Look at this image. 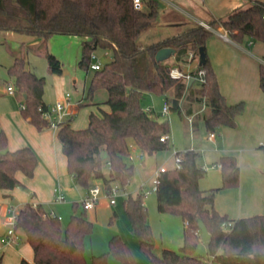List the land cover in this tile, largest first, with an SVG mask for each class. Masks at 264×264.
Returning <instances> with one entry per match:
<instances>
[{"label": "trees", "instance_id": "16d2710c", "mask_svg": "<svg viewBox=\"0 0 264 264\" xmlns=\"http://www.w3.org/2000/svg\"><path fill=\"white\" fill-rule=\"evenodd\" d=\"M159 14L158 0L145 1L141 9L135 8L133 0H0V31L41 39L42 44L55 35L83 37L78 65L85 72L91 68L96 49L112 52V59L95 71L87 95L91 98L98 89H105L109 111L91 112L86 128L76 129L72 120H68L57 131L67 172L86 193L96 180L103 182L105 191L114 182L123 189L129 186L135 170L127 160L129 139L149 157L169 148V137L166 142L161 141L170 133L168 122H161L157 114L144 111L146 93L164 95L170 110L180 115H191L194 105L204 102L207 106L204 121L209 133L224 127L235 128L237 118L245 111L244 102L229 105L220 90L217 73L206 51L213 31L197 24L162 43L147 47L139 44L140 36L156 24ZM263 14L264 1L256 0L209 26L213 30L222 27L237 44H242L245 38L264 44ZM164 47L175 49L176 62H184L189 52L198 57L199 49H205L207 61L205 66H200L205 71L204 82L198 88L190 85V81L173 79L171 65L156 61V53ZM44 53L50 72L62 74V63L51 53ZM7 71L14 81V97L21 116L38 131L49 128L43 118L48 107L44 100L45 78L29 70L22 56H15ZM259 86L264 93L262 64ZM188 91H191L188 103L182 104ZM260 149L264 152V145ZM176 155L181 163L160 174L155 192L158 211L183 220V244L178 251L163 249L161 255L155 252L143 190L130 195L123 204L131 233L148 264H264V214L231 220L215 209V194L219 190L239 186L237 159L221 157V187L203 191L200 181L207 170L199 162L200 154L188 150ZM39 162V156L29 146L10 151L7 135L0 125V190L25 187L17 173L32 179ZM106 167L110 169L108 175L104 173ZM34 198L31 194V202L19 209L17 224V230L33 250L34 264H109L111 256L122 264H137L131 248L120 235L110 239L107 252L88 260L85 240L93 233L94 225L87 218V211L83 208L77 214L79 204L73 203L74 213L63 228L60 218L52 216L42 204L33 207ZM116 217L114 213L113 219ZM199 220L211 236L206 242L207 257L197 255L202 240ZM20 264L30 263L22 259Z\"/></svg>", "mask_w": 264, "mask_h": 264}, {"label": "rangeland", "instance_id": "374dc122", "mask_svg": "<svg viewBox=\"0 0 264 264\" xmlns=\"http://www.w3.org/2000/svg\"><path fill=\"white\" fill-rule=\"evenodd\" d=\"M160 10L168 9L170 12L173 9L170 7V3H166L163 0H159ZM167 9V10H168ZM160 16V15H159ZM157 24L148 28L139 38V44L147 47L154 44H159L167 39L176 35V30L172 26H167L164 23V18L158 17ZM220 28V27H219ZM218 28V29H219ZM221 29H223L221 27ZM181 32V31H180ZM178 32V33H180ZM177 33V34H178ZM219 36L218 34H216ZM33 38L27 35L18 34L16 32L0 31V116L8 114V111L15 109L16 112L20 110V106L16 98L8 94L9 87H14V81L8 74V68L12 66L15 56H22L26 58L27 67L34 72L38 77L45 78L44 87V100L49 105H54L57 101L63 100L67 94L72 98L73 104H78L79 99L85 95L87 97L90 82L95 74V71L89 68L87 72L81 70L78 66V62L81 58L83 37L79 36H67V35H55L46 44L40 41L34 44ZM230 42V41H228ZM250 43L252 45H250ZM242 46L250 51L255 56L254 64L250 66L249 71L245 74V85L249 87L258 83V70L260 67L259 59L264 57V45L260 42H253L249 38H245ZM44 52H49L54 55L62 63V74H52L49 69L47 57ZM91 65L100 63L104 66L112 59V52L107 49L98 48L92 54ZM170 65L174 64L173 58L166 61ZM200 82L197 80L194 84V88H198ZM108 99V92L105 89H98L94 92L91 98H86L83 105L77 109L75 116L72 119V124L75 128H86L88 122V116L91 112L96 114L100 113L97 104L101 109L108 110V106L105 102ZM165 101L164 95H156L152 93H146L143 99V107L155 106L156 114L161 122H168L170 133L169 148L164 151L157 152L153 156L146 155L147 160H153L152 166H147L148 162L134 161L130 164L134 166V176L128 186V193L135 195L139 191L140 185L145 182L146 187L143 188L144 192H150L146 195L144 203L149 213V223L152 227L155 237V252L161 255L163 249H169L178 251L183 244V230L184 223L181 217L171 214H162L157 208L156 192L153 189L154 173L160 169L163 165L169 168L176 166V152H186L188 150H194L200 154L199 162L204 165L208 171H212L208 168V160H212L210 153H206L207 148L212 145L208 137L210 133L206 130L204 121V114L207 112V106L203 103L197 104V115L195 122L190 124L188 117L185 113L181 115L178 112H174L169 109L167 115L162 116L161 111ZM240 101H243L240 99ZM244 102V101H243ZM245 104V108L246 103ZM158 112V113H157ZM245 112V111H244ZM244 114V113H243ZM242 114V115H243ZM240 115V116H242ZM23 118V117H22ZM24 119V118H23ZM25 120V119H24ZM32 125V124H31ZM9 126V125H7ZM36 130L30 135L32 141H44L45 137H48V141L54 140L52 132L49 136H41V131ZM45 130H49L45 128ZM216 137L221 138L220 131L215 132ZM57 148L59 154L62 156V149L57 142ZM130 154L136 155L139 153L133 139L128 140ZM206 153V154H205ZM40 160V158H39ZM211 164V163H210ZM105 170V169H104ZM106 169V175L109 172ZM64 171V170H63ZM210 172L200 181V187L207 184ZM78 192V199H71L69 196L62 203H55L45 205L47 212L53 213L60 218L63 228H66L70 216L74 213L73 203L77 202L78 208L76 213L80 214L83 210V200L86 198L87 193L79 187L74 181ZM99 186L101 190H104V184L100 180L93 182V187ZM26 190V187H21ZM122 196V195H121ZM14 203L12 206H17ZM119 205H112L109 198L105 193H102L99 197V201L96 208L87 211V218L93 223V233L85 240V256L89 260L93 255H100L108 251L109 241L114 235L126 234L125 226L120 218L114 217V212L119 208ZM21 208V207H20ZM19 208V209H20ZM132 235V234H131ZM134 237V236H133ZM135 238V237H134ZM136 239V238H135ZM12 252L6 253L5 257L1 260L0 264H20L21 255H18L16 251L24 248V256L31 264L32 261V248L27 243L25 238H22L20 242H14ZM139 255L146 260L144 255ZM197 255L200 257H207V243L201 240ZM1 258V254H0ZM109 264H122L116 258L111 256L109 258Z\"/></svg>", "mask_w": 264, "mask_h": 264}, {"label": "crops", "instance_id": "0c3cea01", "mask_svg": "<svg viewBox=\"0 0 264 264\" xmlns=\"http://www.w3.org/2000/svg\"><path fill=\"white\" fill-rule=\"evenodd\" d=\"M145 1L147 0H142V4ZM163 1L170 3V7L173 11L170 12L168 7H166L163 11L160 10L159 15L164 18V23H166L167 26L169 25L175 28L177 34L197 24L204 23L209 25V23L224 18L233 11L247 8L256 0ZM218 30H221V27ZM33 39L32 43L36 44L39 42L38 39ZM230 40V42L225 41L214 33L207 41V55L217 73L220 90L225 96L227 103L229 105H234L244 101L246 105H248L245 108L244 114L237 118V126L235 128H222L220 130L222 136L219 139L216 135L212 139L210 136L208 137L212 145L207 148L206 153L211 154L212 160H208L211 161V164L209 162L206 164L209 165L208 168L212 171H208V169L201 164L202 167L207 170V174L208 172L210 173L208 175L209 180L207 184H204V186L200 188L203 191L220 188L222 185L221 168L214 167V165L219 164L221 157H235L240 170L239 186L236 188L219 190L215 194V209L221 215H225L231 220H238L264 214V152L260 149V147L264 145V93L259 86V74L258 83L250 87L244 84L245 74L249 71V67L254 64V60L256 59L255 56L242 46V44L235 43L231 38ZM250 45L252 44L250 43ZM172 58L174 64L171 66L177 65L184 72L195 73L194 75H196V72L200 68L199 59H195L191 62H188L187 59L184 62H176L174 56ZM196 81L197 79L195 78L192 83L193 87ZM190 94L191 91H188L182 104L188 103ZM86 98L87 97L83 94L81 99H79L78 102L80 104L75 107L76 112L77 109L83 105ZM240 99L243 101H240ZM166 102L167 100L165 97L164 104ZM203 104L206 105L204 102ZM196 105L197 104L193 107V113L189 115L193 117V126L196 125ZM97 106L98 109H101L98 104ZM148 107L153 108L156 114L154 105ZM162 109L159 112L160 114ZM102 110L109 111V107L108 110L103 108ZM0 125L7 135L8 148L10 151L29 146L35 150L40 158L39 165L32 179H27L21 173H17V178L26 187V190L21 187H17L12 191L0 190V221L6 219L8 215L7 211L9 207H14L12 206L14 203H17L15 207L20 208L26 203L31 202V194L35 196L34 203L42 204L44 207L53 202L59 203L56 202V198L59 194L64 197L63 202L66 200L67 196L74 200L78 199V192L75 185H73V178L67 172L66 158L63 153L61 156L58 152L56 145L57 142L59 143L57 131L48 128L49 130L44 129L41 131V134H39L41 136H49L50 132H52L54 140L56 139L57 141H48V137H45L44 141L30 140V135L36 130L27 120L22 118L20 110L16 112L14 108L9 110L8 114L0 116ZM147 162V166L153 165V160L151 164L150 160ZM106 169L110 172L109 167H106L104 173H106ZM155 173L153 174L154 178ZM143 184H145L144 188L146 187V183L143 182L139 187V191L143 190ZM128 190V187L124 189L123 195L117 199L114 205L120 204L119 208L114 213L123 221L126 229L125 231H127L126 234H120V236L131 248L137 264H148L147 260H144L139 255L138 240L131 235L130 223L123 209L124 201L132 195L128 193ZM5 232L6 229L4 227L0 228V237H2ZM14 244L15 243L0 248V261L5 257L6 253L12 252ZM16 253L21 255V260H27L24 255V248L16 251ZM32 261V264H34L33 250Z\"/></svg>", "mask_w": 264, "mask_h": 264}, {"label": "built area", "instance_id": "2783aa9c", "mask_svg": "<svg viewBox=\"0 0 264 264\" xmlns=\"http://www.w3.org/2000/svg\"><path fill=\"white\" fill-rule=\"evenodd\" d=\"M133 3L135 5L136 9H141L143 6L142 0H133ZM262 19L264 20V14L262 16ZM201 25L204 26L205 28L213 31V33L218 34L223 40L231 41L227 31H225L224 29L213 30L207 24L201 23ZM198 58H199V56L195 57L193 52H189L187 54L188 62H191V61L198 59ZM260 64L264 65L263 59H260ZM102 67L103 66L100 63L91 65V69L94 71L101 70ZM194 74L195 73L184 72L177 65H173L170 67V76L173 79L183 80L187 83V82L191 81L192 79L196 78L200 83L204 82V76H205L204 69L199 68L198 71L196 72V75H194ZM14 92H15L14 87H9L8 93L10 95L14 96ZM78 104H80V103H78ZM78 104H73L71 96L69 94H67L63 100L57 101L52 106L48 105L46 112L43 113V118L48 121L50 129H52L54 131H58L60 126L63 123H65L68 120L73 119V117L75 116V113H76L75 107H77ZM169 109H170L169 104L166 102L164 104L163 109H162L161 115L162 116L167 115L169 112ZM144 111L147 113H154V109L151 107L144 108ZM187 117H188L189 123L192 124L193 123V117L188 116V115H187ZM214 137H215V133H211L210 138L212 139ZM167 140H168V136H163L161 138L162 142H166ZM175 157H176V166H179V164L181 163V158L177 155H175ZM127 160L129 163H132L136 160L141 161V162L148 161L146 154H144L143 152H140V151L136 155L129 154L127 157ZM214 167L221 168V165L217 164V165H214ZM168 170H169V167H167L166 165H163L160 169H158L156 171L155 178L153 180L154 186H153L152 191H156L157 185L159 183L158 177L160 176V174L165 173ZM144 186H145V184L142 185L143 188H144ZM102 193H105L106 196L109 198L110 203L112 205H115L117 202V199L121 195H123L124 189L121 187V185L118 182H114L108 191L101 190L99 186H95V187L90 189V191L87 193L86 198L83 200V208L86 211H90V210H93L94 208H96V205L99 201V197ZM149 193H150L149 191L145 192L144 193L145 197ZM63 200H64V197L61 194H59V196L56 198V202H59V203L63 202ZM37 206H38L37 203H33L34 208H36ZM7 213H8V215H7L6 219L4 221H0V228L4 227L6 229L5 234L2 237H0V248H2L3 246H6V245H11L14 242H20L22 240V235L17 230V224H18V218H19V208L9 207ZM51 215L55 216L53 213H51Z\"/></svg>", "mask_w": 264, "mask_h": 264}, {"label": "water", "instance_id": "95a60500", "mask_svg": "<svg viewBox=\"0 0 264 264\" xmlns=\"http://www.w3.org/2000/svg\"><path fill=\"white\" fill-rule=\"evenodd\" d=\"M176 51L175 49L171 48V47H164L161 48L155 56L156 61L158 62H165L169 59H171L174 55H175ZM199 65L201 67L205 66L206 64V52L205 49L203 47H201L199 49ZM194 79H192L190 81V85L193 83ZM104 158H106V154L104 155ZM152 160H150V164H151ZM199 228H200V232H201V238L203 242H208L211 239L210 234L208 233V230L205 226V224L203 223L202 220H199Z\"/></svg>", "mask_w": 264, "mask_h": 264}]
</instances>
